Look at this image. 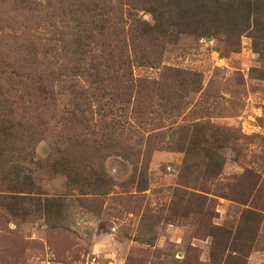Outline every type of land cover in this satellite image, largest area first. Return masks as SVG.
<instances>
[{
    "label": "rangeland",
    "instance_id": "rangeland-1",
    "mask_svg": "<svg viewBox=\"0 0 264 264\" xmlns=\"http://www.w3.org/2000/svg\"><path fill=\"white\" fill-rule=\"evenodd\" d=\"M87 1L0 0V264H264V55Z\"/></svg>",
    "mask_w": 264,
    "mask_h": 264
},
{
    "label": "trees",
    "instance_id": "trees-1",
    "mask_svg": "<svg viewBox=\"0 0 264 264\" xmlns=\"http://www.w3.org/2000/svg\"><path fill=\"white\" fill-rule=\"evenodd\" d=\"M147 8V11L153 20V23H149L138 18L131 19L134 23L139 24V28L134 30L140 33L142 37H166L167 35H173L176 39L180 34H193L198 36H205L208 34L218 35L225 33L229 38L228 43L230 45L237 44L243 34L247 33L251 38L252 48L264 55V0H141ZM88 5L83 13L87 11L92 12V19L98 18L104 25L101 27L104 29L110 27L113 32V39L119 40L124 29L125 33L129 29L125 28V25L119 22L120 27L113 22L114 25H110L109 10L105 9V3L102 0H89L85 2ZM99 8L102 12H99L97 16L94 15V10ZM133 17V16H132ZM79 19L76 23V35L73 40L78 51L85 53L89 49H86L87 44L83 43L84 34L86 29L84 24L87 20ZM108 23V25H107ZM93 25L90 24L89 27ZM122 26V27H121ZM124 26V27H123ZM132 29L129 30L131 40ZM120 32L121 34L117 33ZM86 49V51H85ZM105 64H96L101 67ZM221 165L216 164V171L214 175L220 173Z\"/></svg>",
    "mask_w": 264,
    "mask_h": 264
}]
</instances>
